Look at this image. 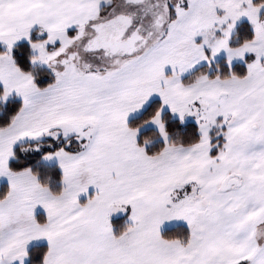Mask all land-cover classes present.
Masks as SVG:
<instances>
[{"label": "snow or ice", "instance_id": "6c2138e0", "mask_svg": "<svg viewBox=\"0 0 264 264\" xmlns=\"http://www.w3.org/2000/svg\"><path fill=\"white\" fill-rule=\"evenodd\" d=\"M0 264H264V0H0Z\"/></svg>", "mask_w": 264, "mask_h": 264}]
</instances>
